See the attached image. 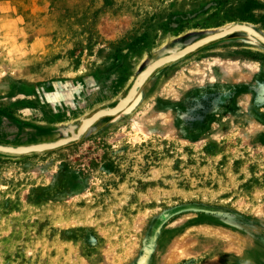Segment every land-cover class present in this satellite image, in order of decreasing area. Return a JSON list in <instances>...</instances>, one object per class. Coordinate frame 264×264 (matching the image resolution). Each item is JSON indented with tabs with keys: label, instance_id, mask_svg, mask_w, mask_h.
<instances>
[{
	"label": "rangeland",
	"instance_id": "1",
	"mask_svg": "<svg viewBox=\"0 0 264 264\" xmlns=\"http://www.w3.org/2000/svg\"><path fill=\"white\" fill-rule=\"evenodd\" d=\"M231 22L264 32V0H0V144L57 138L151 52ZM140 91L88 137L0 153V264H264V51L204 46Z\"/></svg>",
	"mask_w": 264,
	"mask_h": 264
},
{
	"label": "water",
	"instance_id": "2",
	"mask_svg": "<svg viewBox=\"0 0 264 264\" xmlns=\"http://www.w3.org/2000/svg\"><path fill=\"white\" fill-rule=\"evenodd\" d=\"M219 42H238L244 46L264 51V32L246 22H231L216 28L187 31L145 57L134 72L124 95L117 98L113 104L101 106L89 116H82L74 123L55 126L52 131L57 134V138L51 141L19 146L0 144V153L14 155L41 153L90 136L96 131V125L99 122L104 120L110 123L116 122L121 116L132 112L142 98L141 87L155 70L174 64L199 48ZM135 94H138V98L134 99L136 103L128 109L135 102H132ZM125 102H130V106L122 107Z\"/></svg>",
	"mask_w": 264,
	"mask_h": 264
},
{
	"label": "bare ground",
	"instance_id": "3",
	"mask_svg": "<svg viewBox=\"0 0 264 264\" xmlns=\"http://www.w3.org/2000/svg\"><path fill=\"white\" fill-rule=\"evenodd\" d=\"M178 78H179V76H178ZM180 78H181V76H180ZM173 82H175V81H173ZM172 82V83H173ZM172 87V86H171ZM209 228V227H208ZM215 228V227H214ZM207 230V229H206ZM182 235V234H181ZM181 237V236H180ZM180 239V238H179ZM173 242V241H172ZM174 242H176V240L174 241ZM173 245H175V244H173ZM176 246V245H175ZM176 252V249L175 248H171V249H168L165 253V255H164V263L165 264H170L171 263V261L172 260H174V258H175V256L177 257V254L175 253ZM174 254H176V255H174ZM173 262V261H172Z\"/></svg>",
	"mask_w": 264,
	"mask_h": 264
}]
</instances>
